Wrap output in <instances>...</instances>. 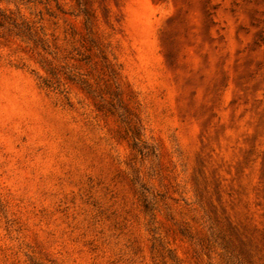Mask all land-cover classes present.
Returning a JSON list of instances; mask_svg holds the SVG:
<instances>
[{"label": "rangeland", "instance_id": "rangeland-1", "mask_svg": "<svg viewBox=\"0 0 264 264\" xmlns=\"http://www.w3.org/2000/svg\"><path fill=\"white\" fill-rule=\"evenodd\" d=\"M0 264H264V0H0Z\"/></svg>", "mask_w": 264, "mask_h": 264}]
</instances>
